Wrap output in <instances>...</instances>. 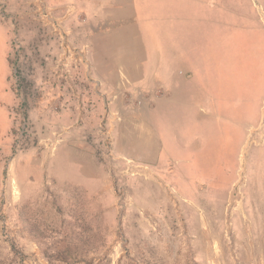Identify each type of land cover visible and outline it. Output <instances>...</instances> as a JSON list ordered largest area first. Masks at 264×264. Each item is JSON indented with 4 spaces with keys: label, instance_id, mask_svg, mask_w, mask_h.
Returning a JSON list of instances; mask_svg holds the SVG:
<instances>
[{
    "label": "crops",
    "instance_id": "0c3cea01",
    "mask_svg": "<svg viewBox=\"0 0 264 264\" xmlns=\"http://www.w3.org/2000/svg\"><path fill=\"white\" fill-rule=\"evenodd\" d=\"M44 2L47 15L40 17L48 33L33 59L42 92L31 118L39 130L56 125L61 139L52 158L46 153L34 157L29 150L11 160L17 171L25 169L27 182L32 180L30 170L45 168L57 178L58 192L65 198L96 194L104 174L88 137L103 122L118 151L146 166L176 168L175 176L178 168L184 169L192 182L202 179L190 152L203 160L207 154L202 153L218 150L209 184L236 166L244 126L253 121V96L258 94L253 89L259 82L264 87V35H253L260 59L252 66L246 50L222 41L224 19L217 3L210 15L207 0ZM25 3L31 6L8 10L27 31L39 3ZM69 13L75 15L68 16L67 26ZM54 23H62L66 34L58 35L60 27ZM7 33V25L0 22L3 40ZM18 36L28 44L35 35ZM0 69V155H5L13 149V97L11 67L4 56ZM117 111L123 115L118 123Z\"/></svg>",
    "mask_w": 264,
    "mask_h": 264
},
{
    "label": "rangeland",
    "instance_id": "374dc122",
    "mask_svg": "<svg viewBox=\"0 0 264 264\" xmlns=\"http://www.w3.org/2000/svg\"><path fill=\"white\" fill-rule=\"evenodd\" d=\"M207 2L210 15L214 3L219 4V16L224 19L222 41H228L229 48L233 42L236 49L246 50L253 66L260 59L253 35H264V17L259 11L264 12V0ZM9 8L5 9L7 16L0 13V22L9 29L5 40L0 35V65L4 56L11 67V119L17 102L12 87L14 62L26 68L31 62L27 50L43 35L46 25L39 17L41 6L35 9L36 19L27 31L19 19L11 22L12 15H17ZM67 20L64 23L70 26ZM14 35L35 36L27 44ZM35 81L39 99L41 86ZM258 84L253 89V95L258 93L253 96L258 101L253 102V121L244 126L236 166L224 170L225 177L218 176L213 184H209L208 173L215 170L210 164L218 150L212 147L202 153L207 154L203 160L198 157L201 154L190 152L202 179L192 182L194 178L184 169L178 168L175 176L176 168L144 165L118 151L112 139L115 156L125 155L133 165L126 168L118 160L112 165L97 161L104 181L98 178L96 194L87 198L78 193L74 199L59 194L57 178L45 168L30 170L32 180L27 182L25 169L18 167L17 171L11 163L15 155L29 150L34 157L46 153L52 158L57 148L12 149L0 155V264H264V87ZM121 115L117 111L114 122H120Z\"/></svg>",
    "mask_w": 264,
    "mask_h": 264
},
{
    "label": "built area",
    "instance_id": "2783aa9c",
    "mask_svg": "<svg viewBox=\"0 0 264 264\" xmlns=\"http://www.w3.org/2000/svg\"><path fill=\"white\" fill-rule=\"evenodd\" d=\"M11 1H14L17 4L22 6H31V4H26L25 0H0V13L3 14L2 17L8 15V11H6V7L11 5L13 6ZM38 5L43 8L42 5L45 6L44 0H38ZM41 4V5H40ZM47 8L41 9L40 15H47ZM69 12H71L69 10ZM12 15V14H10ZM39 15V17H40ZM72 15V13H69ZM14 16V15H13ZM11 17V22L13 20H17V18ZM67 17L65 18L67 20ZM42 20V18L40 17ZM46 21V20H45ZM42 22L46 25L44 28L43 35H47V27L48 24L46 22ZM54 27L59 29L58 35H65V32H62V23L58 24L54 23ZM43 35H39V38H36L30 44L27 51V56L31 57V62L27 63L26 68L23 70L18 68L17 61L14 62L13 65V76H12V87L16 93L17 102L13 105L10 115L12 121V134H13V149L15 152H22L29 149H45L48 151H53L58 146V141L60 133L57 127H44V129H37L35 123L31 118V113L36 105L38 99L39 85L34 79L35 69L33 66V59L35 58V54L38 53V45L43 39ZM14 37L18 39V35H14ZM139 102H135L137 105ZM89 142L92 146V151L95 159L102 163L111 164L114 163L115 160H118L122 165L126 168H129L133 165V160L125 155H118L117 157L113 151V140L112 135L109 133L108 129L104 126V122L100 123L97 127L96 135H89Z\"/></svg>",
    "mask_w": 264,
    "mask_h": 264
},
{
    "label": "bare ground",
    "instance_id": "6f19581e",
    "mask_svg": "<svg viewBox=\"0 0 264 264\" xmlns=\"http://www.w3.org/2000/svg\"><path fill=\"white\" fill-rule=\"evenodd\" d=\"M260 13H261V15L264 17V12L262 11V9L260 8Z\"/></svg>",
    "mask_w": 264,
    "mask_h": 264
}]
</instances>
